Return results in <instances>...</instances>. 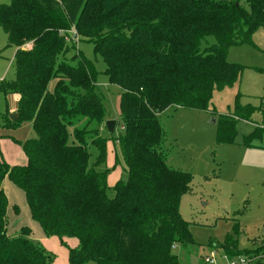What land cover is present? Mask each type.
I'll use <instances>...</instances> for the list:
<instances>
[{
  "label": "trees",
  "instance_id": "obj_1",
  "mask_svg": "<svg viewBox=\"0 0 264 264\" xmlns=\"http://www.w3.org/2000/svg\"><path fill=\"white\" fill-rule=\"evenodd\" d=\"M0 27L16 48L15 78L0 80L1 92L18 96L17 118L7 120L29 122L35 133L21 143L26 164L9 166L0 156V264L50 261L29 227L7 234L5 179L23 191L44 236L78 241L67 248V264H180L172 248L193 243L179 212L192 177L167 164L158 116L171 107L209 111L214 91L239 81L244 66L225 54L264 30V0H10L0 4ZM72 28L93 43L108 83L120 90L116 142L127 179L112 187L107 170L96 168L106 162L98 128L108 120L97 72L80 51L67 58L76 46L63 33ZM238 97L216 120L218 144L233 143L236 120L261 110L264 89L260 106ZM263 132L255 127L245 143ZM221 246L230 258L241 255L230 238Z\"/></svg>",
  "mask_w": 264,
  "mask_h": 264
},
{
  "label": "rangeland",
  "instance_id": "obj_2",
  "mask_svg": "<svg viewBox=\"0 0 264 264\" xmlns=\"http://www.w3.org/2000/svg\"><path fill=\"white\" fill-rule=\"evenodd\" d=\"M9 2L0 0V4ZM15 51V46L8 45L6 34L0 27V80L15 78ZM77 51L93 62L97 72V91L102 96L107 119L118 123L120 90L108 83L101 56L94 52L90 41H79L67 53V58ZM225 59L244 68L237 83L214 91L210 107L213 111L171 107L158 116L164 131L160 148L167 164L190 173L192 177L189 192L181 196L179 212L188 222L193 243L172 248L180 264H204V257L210 253H213V264L238 262L240 257L248 262L261 259L264 264V251H260L264 248V132L260 138L245 143V138L255 127L264 128V104L249 120H236V137L231 144L216 142L217 125L216 121L212 123L213 119L233 111L237 95L242 105L260 106L264 89V30L255 32L251 44L228 47ZM71 63L76 65L77 61L73 59ZM54 86L55 79H52L47 90L52 91ZM17 105L16 94L0 91V156L9 166L26 164L27 157L21 143L35 137L31 123L9 124L7 117L16 113ZM119 132L118 125L112 134L104 126L98 128L99 135L107 141V157L106 162L96 168L98 171L107 170L109 181L127 179L116 142ZM89 152L93 162L96 151L90 148ZM2 187L8 199L7 234L16 235L21 227L27 226L31 229V238L48 253L49 264H67V248L75 246L76 239L43 236L40 225L30 217L23 191L8 179L3 181ZM109 193L113 195V190L109 189ZM14 206L18 212L13 210ZM226 238L236 243L241 255L232 258L226 255L221 246ZM256 251L260 252L249 257Z\"/></svg>",
  "mask_w": 264,
  "mask_h": 264
},
{
  "label": "built area",
  "instance_id": "obj_3",
  "mask_svg": "<svg viewBox=\"0 0 264 264\" xmlns=\"http://www.w3.org/2000/svg\"><path fill=\"white\" fill-rule=\"evenodd\" d=\"M64 35V41L68 44H72L77 46L79 42V36L74 28L69 29L63 33ZM120 129H123V127H120ZM214 263V257L213 253H210L209 256L204 257V264H213ZM248 261L245 258H238L237 261H232L230 264H247Z\"/></svg>",
  "mask_w": 264,
  "mask_h": 264
},
{
  "label": "water",
  "instance_id": "obj_4",
  "mask_svg": "<svg viewBox=\"0 0 264 264\" xmlns=\"http://www.w3.org/2000/svg\"><path fill=\"white\" fill-rule=\"evenodd\" d=\"M10 119H16L17 118V113H13L10 116ZM215 119L212 120V123H215ZM105 127L109 133H113L115 129V121L113 120H107L105 121Z\"/></svg>",
  "mask_w": 264,
  "mask_h": 264
},
{
  "label": "crops",
  "instance_id": "obj_5",
  "mask_svg": "<svg viewBox=\"0 0 264 264\" xmlns=\"http://www.w3.org/2000/svg\"><path fill=\"white\" fill-rule=\"evenodd\" d=\"M27 47H29V45H27ZM116 181H117L116 178H115V180L109 181V180H108V176H107V183H108V185H109V184L114 185V183H115ZM43 236H44V234H43ZM45 237H46V236H45ZM52 237H55V236H52ZM64 239H66V238H64ZM77 244H78V241L76 240V245L73 246V247H76Z\"/></svg>",
  "mask_w": 264,
  "mask_h": 264
}]
</instances>
